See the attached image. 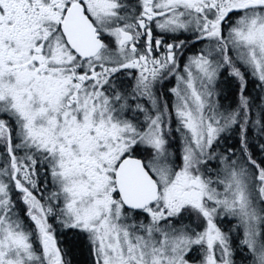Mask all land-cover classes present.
<instances>
[{
  "label": "snow or ice",
  "instance_id": "6c2138e0",
  "mask_svg": "<svg viewBox=\"0 0 264 264\" xmlns=\"http://www.w3.org/2000/svg\"><path fill=\"white\" fill-rule=\"evenodd\" d=\"M0 264H264V0H0Z\"/></svg>",
  "mask_w": 264,
  "mask_h": 264
}]
</instances>
